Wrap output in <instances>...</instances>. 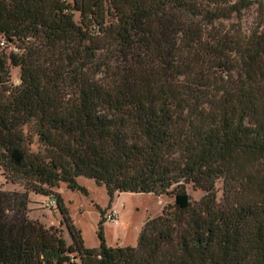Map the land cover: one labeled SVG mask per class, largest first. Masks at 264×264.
I'll list each match as a JSON object with an SVG mask.
<instances>
[{
	"label": "trees",
	"instance_id": "obj_1",
	"mask_svg": "<svg viewBox=\"0 0 264 264\" xmlns=\"http://www.w3.org/2000/svg\"><path fill=\"white\" fill-rule=\"evenodd\" d=\"M254 6L248 32L224 25ZM1 39L0 169L23 192L0 189V264H264L262 0H0ZM80 177L173 202L135 247H108L101 215L88 249L53 191Z\"/></svg>",
	"mask_w": 264,
	"mask_h": 264
},
{
	"label": "rangeland",
	"instance_id": "obj_2",
	"mask_svg": "<svg viewBox=\"0 0 264 264\" xmlns=\"http://www.w3.org/2000/svg\"><path fill=\"white\" fill-rule=\"evenodd\" d=\"M264 4V0H262ZM261 9L254 6L250 11L243 13L238 19L225 22V26H239L245 33L257 24L258 15ZM78 20V15H75ZM9 51L8 49L6 50ZM10 80L13 85L19 83V70L11 68ZM77 184L85 189V194L80 191H71L64 184H60L53 191L59 195L71 225L80 232L83 244L88 249H98V226L102 220L101 215L110 211L115 213L117 223L104 221L101 224L104 241L108 247L130 246L135 247L139 234L147 220H151L161 215L162 210L172 204V195L155 196L154 194H116L111 202L103 185L96 184L93 180L80 177ZM217 199L222 198V181L215 185ZM0 189L3 191L23 192V187L19 184L11 183L5 178L0 169ZM186 191L192 201H198L203 193L194 191L189 185ZM29 218L41 222L45 227L58 228L67 244L70 238L62 223V215L57 208L46 206L48 200L55 199L53 196H42L29 193ZM79 264L78 261H76Z\"/></svg>",
	"mask_w": 264,
	"mask_h": 264
},
{
	"label": "built area",
	"instance_id": "obj_3",
	"mask_svg": "<svg viewBox=\"0 0 264 264\" xmlns=\"http://www.w3.org/2000/svg\"><path fill=\"white\" fill-rule=\"evenodd\" d=\"M0 47L2 49H8L9 51H12L14 53H18L19 50L14 48L13 46L5 43V41L3 39L0 40ZM55 205V200L54 199H49L46 206L49 207V208H53V206ZM104 220L106 222H109V223H117V220H116V217H115V213L113 211H110L108 213H106L104 215Z\"/></svg>",
	"mask_w": 264,
	"mask_h": 264
}]
</instances>
